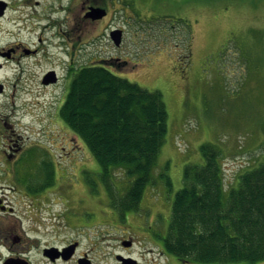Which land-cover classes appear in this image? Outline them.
Returning a JSON list of instances; mask_svg holds the SVG:
<instances>
[{
	"label": "rangeland",
	"instance_id": "rangeland-1",
	"mask_svg": "<svg viewBox=\"0 0 264 264\" xmlns=\"http://www.w3.org/2000/svg\"><path fill=\"white\" fill-rule=\"evenodd\" d=\"M9 3L13 10L0 19V48L14 45L16 60L0 69L1 199L25 216L27 202L13 186L20 182L17 176L48 185L52 179L63 191L48 187V199L36 217L47 225L49 244L78 242L77 254L88 252L95 264H105L104 252H111L110 264H115L116 252L129 254L138 264H183L162 253L158 238L167 234L184 169L204 164L200 147L218 150L224 202L238 186V175L264 161V0ZM94 5L105 8L107 17L92 23L82 15ZM113 29L123 30L119 47L110 40ZM72 57L75 68L105 60L115 76L161 94L167 129L154 183L145 188L137 210L149 216L150 201L158 203L154 239L138 229V222L100 213L106 201L100 167L59 115L71 82L67 64ZM50 71L58 82L43 87L42 78ZM113 175L111 182L122 195L129 181L123 171ZM61 210L62 221L61 216L55 219ZM85 211L95 216L90 219ZM127 234L133 245L124 251L121 240Z\"/></svg>",
	"mask_w": 264,
	"mask_h": 264
},
{
	"label": "trees",
	"instance_id": "trees-1",
	"mask_svg": "<svg viewBox=\"0 0 264 264\" xmlns=\"http://www.w3.org/2000/svg\"><path fill=\"white\" fill-rule=\"evenodd\" d=\"M63 123L86 146L119 213L137 212L162 146L167 112L161 94L115 76L99 65L81 67L59 110ZM202 165L187 166L174 195L168 231L158 238L162 253L200 264L264 261V161L238 175L223 201L218 150L200 147ZM120 170L129 185L121 195L111 177ZM166 184L170 179L162 174ZM120 201L121 203H116Z\"/></svg>",
	"mask_w": 264,
	"mask_h": 264
},
{
	"label": "flooded vegetation",
	"instance_id": "flooded-vegetation-1",
	"mask_svg": "<svg viewBox=\"0 0 264 264\" xmlns=\"http://www.w3.org/2000/svg\"><path fill=\"white\" fill-rule=\"evenodd\" d=\"M94 6H87L86 11L82 15L84 20H89L86 18V14L88 13L89 9ZM9 8L13 10V7L10 5L9 0H0V19L4 18L6 13L8 12ZM101 8V7H99ZM106 11V15L101 19L107 17V10L102 8ZM100 19V20H101ZM99 21V20H98ZM89 22L95 23L97 20H89ZM110 32V31H109ZM64 43H61L59 47L63 46ZM27 51V50H26ZM28 52V51H27ZM16 47L13 45H6L0 48V60H2L5 64H0V69L8 66L9 62L14 63L16 60ZM73 55V54H72ZM75 59L74 57L68 62V72L67 75L69 76L70 81L73 79V76L76 72L84 66H95L99 65L106 68L105 60H95L93 59L92 62H88V64H83L75 68ZM90 63H92L90 65ZM12 72L14 73L15 66L12 64L11 67ZM51 72V71H50ZM49 73V72H48ZM43 79L41 83L43 87H50L52 85H56L58 82V78H56L55 74L50 76V81L48 83H43ZM1 85H0V92H1ZM60 104V103H59ZM60 109V108H59ZM62 120V119H61ZM63 122V120H62ZM18 182L14 184V188L18 191L21 195L19 198L21 200L25 199L27 203H25V216H20L16 214L17 212L13 210V208L9 207L5 204L4 200L0 197V264H65L72 262L74 264H95L94 260L90 258L88 252H83L82 255L77 254L78 249V242H70L66 246L54 245L49 244L47 242V225L41 220H38L40 216L39 206H45L46 201L48 199V187L56 186L55 182L51 179L50 185L47 182L43 183H35L30 180L24 179L22 177L17 176ZM54 184V185H53ZM22 186L21 188H19ZM10 187L9 189H14ZM63 191V188L56 186L55 190L59 192V190ZM103 190L106 194V201L104 203V209L100 211L103 217H115L119 220V213L115 211L111 205L112 200L108 197V193L103 187ZM17 194V192H15ZM62 193V192H61ZM90 196V195H89ZM18 198V200H19ZM24 202V201H23ZM116 203H121L117 201ZM149 211L150 214L147 216L146 211H142V214H138L137 212H130L125 213L123 215V222H127L129 219L133 222H138L140 224V229L142 233L149 235L154 239L156 237V231L153 229L152 223L156 221L157 217V210L154 211V207L158 205L155 200L150 201ZM64 210H61L60 214L55 216V219H60L64 217ZM83 212V211H82ZM86 215L91 219L92 216H95V213L85 211ZM3 214H8L9 217L6 219L3 217ZM11 216V217H10ZM67 218V217H66ZM88 218V219H89ZM151 221V222H149ZM68 223V222H67ZM87 227V226H84ZM129 228H132L129 225ZM149 230V231H148ZM55 234L57 231H52ZM128 236L126 239H122L121 243L124 241H130L131 244L128 247H123L124 251H129L131 246L133 245L132 237L127 234ZM72 244H76L72 250L64 252V249L71 246ZM90 253V252H89ZM121 256L124 259H133L132 256L129 254H124L122 252H116L115 254V264H126L124 262H120L117 260V257ZM102 257L105 259V264H110V260L112 258L111 252H104ZM182 262V261H180ZM183 264H189V262H182ZM138 264V262H137Z\"/></svg>",
	"mask_w": 264,
	"mask_h": 264
},
{
	"label": "water",
	"instance_id": "water-1",
	"mask_svg": "<svg viewBox=\"0 0 264 264\" xmlns=\"http://www.w3.org/2000/svg\"><path fill=\"white\" fill-rule=\"evenodd\" d=\"M105 15V11L103 9L100 8H90L88 13L86 14V18H90L91 20H98L100 18H102ZM121 37H122V32L120 30H113L110 32V38L112 40V42L114 43V45L116 47H118L121 43ZM52 72L49 73L48 75H46L44 77V82L43 83H47L48 81H50V76H52ZM122 245L124 247H128L130 246V242H123ZM75 247L74 245L69 246L67 249H64V252H67L69 250H72ZM117 260L120 262H124L126 264H137V262L133 259H124L121 256L117 257Z\"/></svg>",
	"mask_w": 264,
	"mask_h": 264
}]
</instances>
